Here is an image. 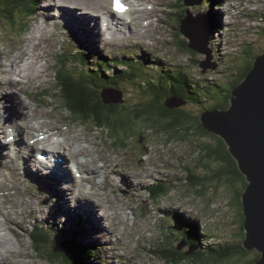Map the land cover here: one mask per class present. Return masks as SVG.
<instances>
[{"label": "rangeland", "instance_id": "obj_1", "mask_svg": "<svg viewBox=\"0 0 264 264\" xmlns=\"http://www.w3.org/2000/svg\"><path fill=\"white\" fill-rule=\"evenodd\" d=\"M44 1H46V0H44ZM198 1H200V0H195L194 3L198 2ZM108 2H110V0ZM203 2H204V0H202V3L199 2L197 5L188 6L185 8V10H184L183 6L181 4H179L181 7L180 10H183L182 11L183 15L186 13L189 15V13H192L191 11H193V14H192L193 19L207 20L205 18V15L211 14V9L209 8V6H207ZM223 2L227 3V4L225 6H222V8L219 10L220 16L222 18L221 25H219L216 29H215V26H213L214 30H213V32H211V36L213 35L212 41H214L213 43H216L215 48H214V46H212V44H210V42H208L211 49H212V50H210V52L213 55L212 64L215 66V69H217L219 66H223L225 61L237 62L238 58L244 59L243 60L244 63H249L253 59L255 54H257V56H258L264 50V33L260 32L261 27L263 26V23H264V0H226V1L223 0ZM175 3H176V0H161L160 2L152 3V7L154 9H152L151 11L148 12L150 17H152L151 18L152 19L151 27L146 28L143 26V29L139 31V32H141L139 36H135V37H128L127 36V37H122V40L120 42L114 41L113 43H115V44L113 47H121L123 44L125 46H129V45H132L136 42L144 41L145 43L151 44L150 47L157 52V54L155 56L159 57L161 61L167 62L168 66H171V67H176L175 65L180 66V67H182L183 71L188 72L190 75H192V77H197L198 79H204L202 76H199V75H202L200 73V69H199L198 64H197V62L199 61V57L192 56V58H191V56H189L183 50H180V52L178 53V51L174 47V46H176V43H179V41L180 42H181V40L186 41V39H184L180 35V33L178 34V32L175 31V29H177V26L173 27L175 22L177 23V21H176L177 16L175 15V11L172 9L173 5ZM50 5H53L55 8L50 10V12H49L47 10V8ZM59 5H62L60 0H58V1L57 0H48L47 2H45L44 5L39 3V5L36 7L33 15L28 17L26 24L24 23V25H26V26H21V23H18L15 25H10V24L5 25L2 22L0 23V51H3L5 53L3 58L0 57V66H1V64L4 65V63H7V60H13V57L15 55H17L16 51H17V47L19 45H21V49L24 50L26 43H33L34 42L33 41V35H34V28L36 25H37L36 33H38L40 35L37 38L38 40H36L34 43H41L40 47L43 49L44 52H46L48 55H50V53H51V42L49 41V39H52V37H54L57 34L59 26L55 25V24L47 25V20H49L48 17L51 16V18L53 20L58 22V15H57L58 12H55V11ZM81 6H83L85 8L84 9L80 8V11H81L80 13H79V10H77V8H76V11L78 14H74V15L68 14L67 15L66 18H67L68 22L72 23L71 19L74 17L77 18L79 21H81V18L79 16H82V15L84 17L88 16L84 12L90 11L88 8H90V9L93 8V7L87 8L86 4L81 5ZM147 8H148V5H138V4L135 5V9L145 10ZM61 9H63V8H61ZM61 9H59V10H61ZM108 9H109V3H108ZM39 10H41V11L38 12ZM94 10L95 9H91V11H94ZM36 12H38V14L40 13L38 18H37ZM223 13H224L225 17H222ZM60 14H65V12L61 11ZM90 17H91L90 19L93 20V23L95 26H94V30H91V28H93V27L90 26L88 28L87 32L91 33L90 34L91 37L92 36L95 37L96 32H97V31H95V27H96V23L94 21L95 18L93 19V16H90ZM221 18H219V19H221ZM38 23H40V24H38ZM189 26L191 29L196 28L198 30H204L201 27H197L193 23L190 24ZM149 28H152L154 30L155 34L153 37L149 31ZM73 30L71 31V29H70V31H68V32H70V34H72V35H75L73 32H77V31L76 30L73 31ZM236 32H237V34L231 35L232 33H236ZM195 37L197 38V35H195ZM71 39H74V38H71ZM60 40L58 41V43L60 42ZM96 40H98V39H96ZM118 40H120V39L118 38ZM207 40L210 41V38L208 37V35H207ZM63 43H69V42L64 41ZM89 43H92V42H89ZM254 43H255V46L252 49V51L250 52L253 54H250V56L244 57V54H243L244 51L251 48ZM98 44L102 45V43H98ZM102 46H104V45H102ZM45 47H47V48H45ZM105 47H112V45L111 46H105ZM12 51H14V52H12ZM143 52L144 51H142V53H140L141 56H142ZM223 55H224V58L221 57L222 63L219 62L217 59H215L217 56L219 57V56H223ZM232 56H235V57L232 58ZM4 58L7 60L3 62ZM49 64L52 65L51 62H49ZM139 65L140 66H138V65H135V66L139 69H142L143 70L142 72L147 71L143 66H141V64H139ZM226 65H228V63H226ZM239 66H240L238 69L239 72L237 70H234L233 72H230L229 74L228 73H224V74L228 78H231L234 75H236V77L239 79V76L243 72L244 65L239 64ZM130 67H133V66H130ZM230 68H231V66H230ZM5 70L7 71V69H5ZM215 71L214 72H208L207 74H204L203 76H205V75L211 76V75H214V73L215 74L218 73ZM34 73H35V71H34ZM141 77L144 80V82L149 79L143 73L141 74ZM0 78L3 80H6L9 77H8V75H5V74L2 75L1 74ZM49 78H50V83H49L50 94L53 95V94L58 93V89L54 85L53 73H52L51 69H50V77ZM216 79H217L216 80L217 82H219L220 80L223 83L227 81V79H225V76H220V75ZM5 88H6V86L0 85V100H2L3 102H7V101L12 102V98H13L12 94L6 92L3 95L1 93V91H3ZM190 92L194 93V94L196 92V94H197L196 98L199 97V93L197 92V89H195V88L193 90L189 89V93ZM31 96L33 98H35V96L33 94ZM6 97H9V98L4 99ZM19 97L22 101H24L25 103H30L31 106L33 108H35V105L29 99L24 97V95L22 93L19 95ZM2 101H0V113L1 114H2L1 108L5 107V104ZM55 101H56L57 105H59V102L57 100H55ZM49 102H50V100H49ZM13 104L16 105V102H13ZM140 106H141V103H140ZM208 107H209V104L205 105L204 109H207ZM43 110L47 111L46 109H43ZM50 111H59L61 113L62 117H65L64 119L67 118L66 119L67 122L65 123V125L64 124H58L56 121V119H63V118L57 116L54 113H50L49 111H47V113L44 112L41 116L42 117L48 116V120L46 118H44V119L36 118L35 122H37L38 125H36L33 122V124L35 125L36 128L40 127V128H43L44 131H47V128H53V127L61 126L60 131L63 133H66V135H68L69 137H70L71 133L64 130L62 128V126H67V127L70 126V129H71L70 131H75V132H77V134H80L83 131H84V133L89 134L91 130H94V131L98 130V133H100L101 136L98 137V140H95L96 147H97V149L100 147L99 148L100 150L99 149L98 150L102 154L105 153L106 156H109V155L111 156L110 161H109L110 167H108V170H102V169L97 170L99 172L98 177H100V178L94 179L93 183L96 186H95V188L92 189V191H90V192H95L96 197L91 196L90 197L91 199L89 201L92 203H95V202L97 203V201H99L98 205L96 206V213H98V215L100 217L106 218L104 221H107L108 223H110V220L113 221L115 224L120 223L116 219V216L114 214H112L113 208H120V209L125 208L126 209V210L124 209L125 213L127 215L126 227L124 229L122 227L121 230H118L116 232L117 233L116 235H117V237L122 238L124 242H127V243L129 242L130 245L124 244L123 248H121V245H120V250H113L112 248L109 249L110 246H109V244H107L101 250L104 253L110 252L109 255H107L108 260H109V258H112L113 260L117 261V259H116V257L118 256L117 253L127 254L128 253L127 249L129 248L130 253H133V251L135 249L138 252L139 256L141 257V261L136 260L130 254L128 256V258H125V260L126 259L131 260L130 261L131 264H141V263L142 264H166V263L162 262L161 259H157L154 256V252H157L159 250L158 245L163 241V239L157 245L153 242H148V240H147V239H151V238L153 240L154 237L156 235H158V230H157V234L155 233L156 232V230H155L156 216H157V213L159 211H162L165 209H166V214H167V210H169V209L172 211H178L179 212L184 207L187 210L194 212L195 216H198V218H199L198 224L200 225L199 226L200 229H201V226H203V230H205L206 233H208L207 231L209 229H211V231L209 233H210V236H212L214 239H216L219 236V239L215 240V241L220 242V243H228V244H236V245H238V243H241V241L244 238L242 235V232H241V226H240L241 221L239 219V215H240L241 210H240V207L237 204L236 200L234 199L232 203H230V204L226 203L224 205V209L226 210L227 214L222 215V213L220 211L221 210L220 207H219V210H216V211L213 209V208H215V206L218 205L216 202H215V204L211 205L212 201H214V199H212V198L216 196V192H204L203 194L199 193V191L202 190L201 188L198 187L197 189H194L191 187V185H188L185 181V174L186 173L184 172V170L185 169L190 170V168L192 167L191 164L193 163L192 162L193 160L195 161V164H196L198 162L199 158H204V156L202 155L204 150L200 149V145L197 146L196 144H194L195 138L193 137V135H194V131H192L193 128L188 129V127L195 125L194 122L187 124L184 129H178L177 134H169L167 137H170V139L167 138L166 134L164 132H161L157 127H154L155 129H151V127L148 124H145V127L148 131L145 134L141 135L143 137L142 143L139 142L141 136H137V135L134 136L133 140L130 142V145L132 146V148L129 150H133L132 151L133 152L132 157L134 156V158H135L134 163L126 166V165H124L127 163V160H126L119 165L121 167L120 168L116 164L121 159V155H125V154L123 152H121L120 155L116 154V150L114 149L115 145H113V141L111 140V137L109 136L108 130L94 129L93 126L92 127L87 126V125H91V124L85 125L86 127L81 126L80 123L74 122L73 119L71 118L70 114L66 110H64L63 108H55L54 109V107H52L50 109ZM194 113H197V112H194ZM15 122L18 123L17 120ZM139 123H142V121L139 120ZM0 126H2L1 123H0ZM19 126H20V124H19ZM72 128H73V130H72ZM135 130L141 131L142 130L141 126L139 128H137V126H136ZM181 132H183V133H181ZM32 133H33V131H32ZM94 133H95V135H98L96 132H94ZM107 133H108V136H107ZM110 135H113V134H110ZM181 135H189L190 137L183 138ZM92 138H94V137H92ZM108 139H109V141H108ZM120 139H122V140H120ZM131 139H132L131 134H129V133L126 134L124 132H121L120 136L115 138V140H117V142H118L117 144L118 145L120 144L121 146H125L126 143L128 144V142ZM69 140H70V142H66V144H70L72 146L74 144H79L76 142L75 143L71 142L72 141L71 138ZM206 140H204L203 142L210 143V141L208 139H206ZM5 141H7V140H5ZM107 141H108V143H107ZM26 142H27V140H26ZM203 142H201V144H203ZM103 144L105 145V147ZM98 145H99V147H98ZM82 146L85 147V149H84L85 151H88L87 155L93 156L94 147L92 144H86L85 142H82ZM136 146L141 147L142 150H143V147L144 148L149 147L150 149L147 150L146 151L147 154H145L142 150H140L139 148H136ZM222 146H223V144L221 143L220 147H222ZM104 148L106 149V151ZM189 149H192V151H194V152L189 153V151H190ZM6 150H7L6 151V156H7L9 154V151L7 148H6ZM196 151H200L201 153L196 154ZM148 153H150V154L148 155ZM160 153L162 154V156L160 155ZM194 153H195V155H194ZM0 154H2L1 149H0ZM87 155H83V157H86ZM197 155H199L200 157L199 156L197 157ZM65 158H66L65 154H63V153L60 154V161L66 162V164L70 165L71 161L70 160L67 161V159L65 160ZM115 158H117V159H115ZM161 158H164L165 160L170 161V164L165 163V165H166L165 166L163 162L159 161ZM7 159H8V161H10L9 157ZM137 160H140L142 163H144V166L142 167V169L138 170V171H136L138 169V165H134V164H136ZM3 162L6 163L5 161H3ZM11 162L14 165H17L13 161H11ZM175 165L177 167L173 168L172 166H175ZM72 166L73 165L71 164V167ZM134 166H135V168H134ZM116 167L119 169V171H122V172H125L128 174L127 176H125L127 178L129 177L127 182L125 181V179L117 180L115 173L117 175H120L121 173L119 171H116L117 170ZM219 167H220V164H219V166H217V168H219ZM163 168H165V172H163V174H170V172H172L170 175H173L177 180L172 181L168 184V185H170V190H169L167 196L163 197L157 203H154L150 200L149 194H148V192L146 193V190L137 189L136 191L131 192L127 189V187H125L123 184H121V182L124 181L130 187H135V185H134L135 181L138 180L137 183H140V182H143L145 180L152 179V178H154V174L157 173V172H155V170L158 169V170H160L159 172H161V171H163ZM180 168H181V173H180ZM148 169H149V171H148ZM132 171H133V173H136V174L139 173L138 177L135 178L134 176L130 175V173H132ZM78 174H80V173H78ZM71 175H72V172H71ZM81 176H82V178H84L83 175H81ZM26 177H27L26 175L21 174L20 177L15 178L14 180L13 179L11 180V183L9 184L8 192H7V194L10 196V199H5L6 203H7V207H9V205H12V206L14 205V208H15L16 204L19 203L16 206V209L18 208L17 210L22 216H19L17 218L18 223H16V225H13V223L16 222V219H14V217H13L14 214L10 215V219H9V221L12 224L7 223L4 220H2V221L0 220V223H1L0 225H2L4 229L10 228L13 231L14 237L17 236V239L18 238L21 239V238L25 237V241H24L25 245L29 246L28 237L30 238L29 232L31 230V226L28 223H26V217H25L24 211H23V205L25 203V201L23 199H26V194L24 192V189L27 190L28 194H32L33 191L34 192L36 191L35 188H37V185L38 186L40 185L41 179L38 178L39 179V180L37 179L38 181H35L32 179L27 180ZM122 178H123V176H122ZM76 182H79V180H76ZM105 182H107V183H105ZM167 182H169V179L167 180ZM178 182H179V184L176 185V183H178ZM41 184L44 185L43 183H41ZM81 185H83L84 188L86 187V183L85 182L81 183V180H80L79 186H81ZM115 188H117V189L120 188L119 190L121 191L122 194L126 193L125 197L124 198L119 197V196L117 197L116 195H114L113 193H114ZM206 189H208V190H219L220 188L216 187L215 185H212V186L207 185ZM224 192L225 191H221L219 194L220 202H221V200H223L222 196L224 195L223 194ZM36 195L39 197V199H36V201H37L36 205L37 206H40L41 204H43L47 201V199H45L42 196L43 194L39 195L36 193ZM65 197H67L68 201L70 202V197L69 196H65ZM226 198H231V194L229 193ZM168 199H172V201L175 203V205L174 206L169 205L167 202ZM103 200H105V203H101V202H103ZM230 200L231 199H228L227 201L229 202ZM0 203H1V200H0ZM75 203H77V202H75ZM208 204H210L209 205L210 209H209ZM81 205H82V208L85 209L84 211H88V212L83 213V214H86L87 220H89L90 223L95 222V224L97 226H99L98 228H100L101 223L99 222L98 218L95 217L94 212L90 209V207L87 204H81ZM162 205H163V207H162ZM105 206H107V207L105 208ZM141 207L143 208V211H145V212L139 211V209ZM103 208L107 209L105 211L109 212L110 217H107L109 214L104 213ZM0 209H1V205H0ZM8 209L11 210L12 208L9 207ZM75 209H79L78 205H77V208H75ZM1 211L5 212L2 209H1ZM2 212H1V214L3 215ZM16 214H18V213H16ZM103 214H105L106 216ZM214 215L216 217H213ZM104 221H102V223ZM102 228L105 229L106 231L108 230L107 228H104L103 226H102ZM99 230H101V229H99ZM139 230H140V232H139ZM189 230H190L189 232L191 234H193L191 226H189ZM23 232H24V234H26V236H24L22 234ZM19 233H21L23 235V237L19 236L18 235ZM85 236L93 238V232H90V230H87L85 233ZM169 236H171V233L169 231L164 230V237H169ZM181 238L183 240V236H181ZM105 239H107V238H105ZM141 239H143L142 240L143 247H141V244H139L141 242ZM2 240H3V235L0 236V243H2ZM157 241L159 242V240H157ZM13 242L16 243V241H14V240H13ZM102 243H104V241H102ZM115 244L116 243H114V245ZM9 255L10 256L14 255V257H16L18 259V262H17L16 258L13 259V257H9L8 260L6 261L8 264H17L19 262H22L26 257L23 254V252H21V250H16L13 253L10 252ZM33 255H35V254H33ZM39 256L41 257L40 254H39ZM238 256H236V257H238ZM0 257H1V254H0ZM253 257H254V254H245L244 256L236 258V262H234L233 260H230V262H227L225 264H231V263H233V264H249L250 261L254 260ZM122 258L118 257V260L120 261V259H122ZM174 258H176V257H174ZM39 260H40V258L37 259L38 264H45L42 262V260H41V262ZM194 260H195V262L184 261V262H180V264L181 263L182 264L183 263H186V264H189V263L203 264V263H197V260H198L197 258H195ZM20 264H25V263H20ZM217 264H220V263H217Z\"/></svg>", "mask_w": 264, "mask_h": 264}, {"label": "clouds", "instance_id": "obj_2", "mask_svg": "<svg viewBox=\"0 0 264 264\" xmlns=\"http://www.w3.org/2000/svg\"><path fill=\"white\" fill-rule=\"evenodd\" d=\"M73 33L77 37V34L75 32ZM210 44H212V46H214L215 48L216 43H210ZM65 45L67 47L62 46V43H54V44L51 43V47L53 49V55L55 57H61L63 61H61L59 65L52 64V67L48 68L47 74L50 77V69H51L53 73L54 85L58 89V93L53 94V95L50 94V91H49L50 90V85H49L50 78H49L48 89H47L48 93L41 94L38 97V100L44 104L42 106V109H46L50 113H54L61 118H65V117H62L59 111H50L52 107H54V109L63 108L70 114L73 121L80 123L81 126L86 127L85 125L91 124L87 126H91V127L93 126L94 129L108 130L109 136L111 137V140L113 141V145H115L114 149L116 150V154L120 155L121 152L125 154V155H121V159L116 164L118 166L126 160H127V163L124 164L126 166L134 163L135 158L134 156L132 157L133 150H129L132 148V146L130 145V142L133 140L134 136L136 135L141 136L142 134H145L148 131L145 127V124H148L151 127V129H155L154 127H157L161 132H164L168 136L169 134H177L178 129H184L187 124L194 122L195 123L194 126L188 127L189 126L188 125L187 127L188 129L193 128L192 130L194 131L193 137L195 138L194 144H196L197 146L200 145V149L204 150V152L202 153L204 158H199L196 164H195V161L193 160L192 161L193 163L191 164L192 167L190 168V170H186V169L184 170V172L186 173L185 174L186 183L188 185H191V187L194 189H197L198 187L201 188L202 190L199 191V193H202V194L204 192H216V196L212 198L214 199V201H212L211 205L215 204L216 202L218 205L215 206V208L213 209L216 211V210H219V207H220L221 208L220 211L222 215L227 214L226 210L224 209V205L226 203L227 204L232 203L233 200L235 199L241 210L239 219L241 223L242 221H244L245 223L242 196L247 186L249 185V181H247L246 175H244L240 170H239V173L244 177L243 179L239 175H238V178H236V177H233L232 175L226 174V171H227L226 169L229 166V164L221 156V152H223L222 150H224V146L220 147V144L222 142H225L226 144V141L219 135L208 132L203 127L202 121L200 120L201 115L203 113L211 112L213 109L202 110L198 108L197 110L194 106H189V107H193L197 113H193L194 119L189 120V122L185 124H184V121L182 123L177 122L174 118H172L171 113H168L167 111H164V110L161 111L159 109L158 110L154 109L156 111V115L153 118H151L148 115L147 111L150 108H152V106H145L141 104L142 106L141 107L140 106L141 99L139 97L144 96V95H136L135 91L143 89L147 85H151L150 82H153V81L150 79V74L148 71L147 72L139 71V68L135 66V65L140 66L139 62H135L133 67H130V65H128L130 64V62H132L130 59V55H129V49L133 47V44L129 46H125L126 51H124L122 48L121 49L113 48V49L107 50L104 47L101 48L98 45L100 49L93 47L89 53L91 55V58L88 61H86V59L82 60L79 57L80 52H78V50L74 47V45L69 44V43H65ZM186 45H187L186 43H176V46L174 47L176 48L178 53L180 52V50H183L189 56H191V58L192 56L199 57V61L197 62V64H198L200 73L202 74L203 78L205 76H208V75L203 76L204 74H207L208 72H214L215 70H216L215 72H218V71H223L226 69L224 66H219L217 69L208 70L206 73H202V68H200L199 62L202 61L204 57L197 53L190 51ZM208 49L212 50L209 43H208ZM96 53H99V54H96ZM69 54H72L75 59V64L73 65H69V59L67 56ZM263 54H264V50L258 56L257 54H255L253 59L250 61L249 65L252 64V67H253V63L255 59ZM211 56L213 59L212 54ZM221 57L224 58V55L219 56V57L217 56L215 59H217L219 62L222 63ZM240 59L242 61L238 64L244 65V62H243L244 59L242 58ZM5 60L7 59L4 58L3 62ZM108 60H111L113 62V64L117 67V71H111L108 69L107 67ZM149 62H150L149 67L153 69L154 65L156 68H158V65L161 64L160 62L162 61L160 60V62L158 63L155 60H149ZM211 64H212V60H211ZM212 66L214 65L212 64ZM131 71H133V73H130ZM122 73H125V74L119 78L118 75ZM142 73L145 74L149 78L145 82L141 77ZM212 76L213 75H211L210 77L208 76V77L212 79ZM198 80L201 81L203 79H198ZM74 86H77L80 88H86V89H75L73 88ZM74 90L85 91L91 95V97L93 98V101L98 102L95 106H92L90 108L98 107L100 109L101 115L96 116V117L99 122H102L103 126L99 127L97 123L94 121V119L89 114L86 113V110L88 111L89 107H84V105L77 102V99H73V98H76L75 94H73L72 92ZM70 95H72L73 98H71ZM133 96H136V97L134 98ZM168 98L169 99L165 100L164 103L158 102V101H153V102L157 106H162V104H164V107L162 108H166V109H169V111H172L173 116L179 115L176 110L179 111L181 109L188 108L186 106V103L183 100H180L177 98L170 99V97ZM104 99L112 100L114 103L105 104ZM55 100L59 102V105H57ZM3 103H6V102H3ZM10 103H13V101ZM231 105L232 103L230 101L229 106ZM229 109H227V111H229ZM114 110L119 111L121 114L125 116V123L123 125L117 124L114 120L106 119L103 117V114L114 111ZM227 111H218V112H227ZM160 114H162V116ZM178 117H180V115ZM16 120L17 119H15L13 122H15ZM139 120H141L142 123H139ZM0 123H3L1 117H0ZM15 124H17V126L21 128V126H19V122L18 123L15 122ZM136 126L137 128L141 126L142 130L141 131L135 130ZM12 130L13 129L11 128L6 133L1 134L0 137L4 136L5 140H7V141L5 140L4 141L7 142V144L3 143L1 145L2 148L0 147V149L1 150L3 149L1 155L6 153L7 151L6 148L8 149L9 154L7 156L6 154H4V156H6V158L8 157L10 158V162H7L9 166H11L10 168L18 170V176H14L15 178H18L20 177L21 174L26 175L25 174V164L22 162L20 158H14L12 154L13 152L10 153V149L13 150V147L16 141L15 133ZM94 132H96L99 136H101V134L98 133V130ZM121 132H124L126 134L129 133L132 136V139L125 146H121L120 144L118 145L117 140H115L116 137L120 136ZM110 134H113V135H110ZM181 136L183 138L190 137L189 135H181ZM206 139H208L210 143L203 142ZM142 141H143V137L141 136L139 142L142 143ZM201 142H203V144H201ZM24 144L28 145L26 141H24ZM136 148H139L140 150H142L141 147L139 146H136ZM149 149H150L149 147L147 148L143 147L142 151L145 154H147L146 151ZM228 149H229V146H227V151L231 155L230 160H232L233 161L232 163L236 164L237 168L239 169L237 160L233 157V155L229 152ZM190 152L193 153L194 151L190 149L189 153ZM200 153H201L200 151H196V154H200ZM149 154L150 153H148V155ZM31 155L34 158H38L39 162L38 163L30 162V169L34 171V175L38 176L39 179H41L40 182L43 183L45 186L40 183V185L39 186L37 185V188H35L36 191L35 192L33 191L32 194H28L27 190L24 189V192L26 194V199H23L25 201L23 205V211H24V215L27 221L29 222L28 224L31 226V230L29 232L31 238L28 237L29 246H26L25 242H23L25 240V237H23V241L19 243L21 246V249H20L21 252H25V251L28 253L35 252L36 254H38L34 248V247H38L39 251L42 252L47 257L49 255L57 256L55 253H58L59 256H63L64 258L65 254L70 256L69 254L70 251L81 252L83 255L85 254L86 256L87 251H82L81 249L85 245H89L93 249H95L96 254L94 255V259H93L94 264H131L129 262L131 260H128V259L127 261L124 260V262L123 261L120 262L118 260V257H120V255L126 256V254L117 253L118 254V256L116 257L117 261L113 260L112 258H109L108 260L107 255H109L110 252L104 253L101 250L107 244H109L110 246L109 249L112 248L113 250H120L119 249L120 244L116 242L118 241L117 238L116 237L114 238V236H117L116 235L117 233H115V235L112 236L113 231H115L116 229L107 228L108 230L106 231L105 229L101 228L102 222L100 224V228H98L99 226H97L95 222L90 223L89 220H87L86 214H83L84 212H88V211L78 212L75 208L67 209L64 206V204L63 206H60V204L62 203L61 196L53 194L50 190V187L47 186L48 182H45V180L47 179V177L51 175V173H49L48 171H51L52 167H54L57 171L53 176L55 175L61 176V172L59 170L62 169L63 165L66 166V168H68L67 169L68 174H70V177H72V179L74 178L75 181L76 180L80 181V178L77 177L74 173L76 171L75 163H71L73 165L71 167V164L68 165L66 164V162L60 161V156L58 158H53V159L46 158L45 156L41 155L39 152L35 151V149L32 150ZM160 155L162 156L161 153ZM198 156L199 155H197V157ZM42 160L43 162H40ZM11 161H13L17 165H14ZM80 161H83V155L80 156L79 162ZM159 161L163 162L164 165L165 163L170 164V161L165 160L164 158H161ZM140 162H141L140 160L136 161L135 165H138V169L136 171L141 170L142 167L144 166V163L142 162L140 163ZM45 163L47 164V170L43 169ZM218 163L220 164L219 168H217V166H219ZM18 166H20L21 169H19ZM172 167L176 168L177 166L175 165ZM70 170L72 171V175H71ZM116 171H119V169L117 168ZM159 171L160 170L156 169L155 172L157 173L154 174V178L140 182L138 186L130 187L124 181L121 182V184L127 187V189L131 192H134L137 189L146 190V193L148 192L149 194L150 200L154 203H157L163 197L167 196L170 190V185L168 184L172 181L177 180L173 175L163 174V172H165V168H163V171L161 172ZM119 172L121 173L120 175L124 177L123 179H125V176L128 175L125 172H122V171H119ZM8 173H9V170H6L5 174H8ZM81 173L84 174L83 172ZM180 173H181V168H180ZM130 174H134L135 178L138 176V174L133 173V171ZM120 175H117L115 173L117 180H119ZM15 178H8V183H7L8 187H9V184L11 183V180L12 179L14 180ZM27 178L29 179L28 176ZM167 179H169V182H167ZM38 180H35V181H38ZM137 181H135V183H137ZM178 184L179 182L176 183V185ZM207 185H210V186L215 185L216 187L220 189L219 190H208L206 189ZM161 190H164V193L158 194V192H160ZM221 191H225V192L223 193L224 195L222 196L223 200H221L220 202L219 194ZM36 193L40 195L43 194L42 196L45 199H47L46 204H48V206L45 203L41 204L40 206L36 205L37 204L36 199H39ZM229 193L231 194V198H226ZM2 194L3 193H0V195ZM113 194L119 197H125L126 193H123L124 194L123 195L119 189L115 188ZM90 199H88V201ZM228 199H231V200L228 202L227 201ZM70 201H71L70 206L72 207L75 204V197L71 196ZM167 202L169 205H173V206L175 205L172 199H168ZM18 204L19 203H17L16 206ZM209 205L210 204H208V206ZM17 209L15 210L18 212ZM36 209L40 211L39 215H35ZM209 209H210V206H209ZM104 210H107V209H104ZM74 211L76 212L74 213ZM139 211L145 212L143 211L142 207L139 209ZM162 211H159L157 213L156 222H157V217L159 213ZM104 213H107V212H104ZM19 216H22V215L19 213L18 217ZM107 217H110V215H108ZM213 217H216V216L214 215ZM56 218L58 219L57 225H55L53 221ZM100 218L102 219V221L106 219L104 217H100ZM198 221H199L198 216H195L194 212H191L184 207L182 208V210H180V213L170 211L164 217V224H165V230L168 229V231L171 233V236L159 237V235H156L154 238L159 237L158 239L160 241L163 239V241L161 242L163 246L162 250L164 252H168L171 254V259H170L171 261L172 259H174V257L178 256V259L175 258L177 261L179 260L178 264L184 261L195 262L194 260L195 258L198 259L197 263H203V264H217V263L225 264L227 262H230L229 260L230 258H228V260H224V258L219 260L220 258L217 255V252H216L217 250H214V249H212L211 251L213 255L216 254L217 256H213L211 258L208 257L206 259H199V257H196V256H202V254L204 253V250L208 249L211 245L212 246L217 245L222 248L228 247L230 245L234 247V245H236V244L220 243V242L215 241L219 239V236L216 239H214L212 236H210V233H209L211 229H209L207 231L208 233H206L205 230H203V226H201V229L199 228L200 225L198 224ZM110 223L113 224V227H114L115 223H113L112 221H110ZM242 225L240 224V226L243 227L241 228V232H242V229H244L243 231L245 232V238H246L247 233H246L244 226ZM189 226H191L193 234L189 232L190 231ZM76 229L78 230L79 234L74 236L73 234H75ZM87 230H90V232H93V238L85 236V233ZM197 230L199 232H197ZM51 236H54L57 239L56 243H53L50 240ZM180 236H183V240L180 239ZM147 240L148 242L150 241V239H147ZM102 241H104V243H102ZM245 241L246 239L244 240V242ZM114 243L116 244L114 245ZM68 245L72 246L73 248H70ZM160 250L161 249H159L158 251ZM254 250H256V248H254ZM259 253L262 256V252H259ZM249 254H254L253 264H255V262L256 263L259 262L260 259L257 260V257H256L257 254L255 251L250 252ZM154 256L157 259H161L162 262L166 264L170 263L164 260L162 256L160 255L156 256L154 254ZM238 257H241V256H238ZM234 258L231 260L234 261L235 260ZM41 260L44 263L42 258H40L39 261L41 262ZM35 264H38V261L35 260ZM50 264H61V262H60V259H55V260H50ZM183 264H186V263H183ZM189 264H192V263H189Z\"/></svg>", "mask_w": 264, "mask_h": 264}, {"label": "bare ground", "instance_id": "obj_3", "mask_svg": "<svg viewBox=\"0 0 264 264\" xmlns=\"http://www.w3.org/2000/svg\"><path fill=\"white\" fill-rule=\"evenodd\" d=\"M47 1L48 0H46V1L40 0V2H42V3H45ZM60 1H61L63 6H71L72 10L71 11L61 10L62 12H65V14H60L61 11H59V9L62 8V5H59L55 11V12H58L57 13L58 22L53 20L51 18V16H49V17L47 16L49 18V20H47V25H50V24L58 25L62 29L64 34H66V32H65L63 26H61V25H69L71 30H73V29H74L73 31L76 30L77 32H75V33L77 34V37L75 39L70 38V36H72V35L68 36L66 34V37L71 42L69 44L74 45V47L78 50V52H80L79 57L82 60L86 59V61H88L91 58V55L89 53L93 47L100 49L99 48V46H100L101 48L104 47L107 50H110L113 48H117V49L123 48V50L126 51V49H125L126 47L124 44L121 47H113L115 43H102V45H104V46L99 45L98 43H100V41L98 42V40H96V39H98L97 32H96L95 37H93V36L91 37V35H90L91 33L87 32V30L90 26L93 27V28H91V30H94V26H95L93 23V20L90 19L91 18L90 16H85V17H83V15L79 16L81 18V21H79L77 18L74 17L71 19L72 23L67 21L66 17L68 14H73V15L78 14L76 11V8L79 7V9L80 8L84 9L85 7H83L81 5H85L87 3L90 5H93V6L101 7L102 12L107 11L106 10L107 0H60ZM156 1H160V0H156ZM146 2L149 3L150 0H133V3L141 4V5H144ZM226 4L227 3H225V5ZM54 8L55 7L53 5H50V6H48L47 10L50 12V10H52ZM219 10L220 9H218L217 11L220 13ZM79 12H81V11L79 10ZM191 12L192 13H189V15H188L191 23H193L197 27H201L203 29L206 26V28L209 31V38L211 39L213 36V35L211 36L212 23L209 20H201V22L199 24V22L197 20L192 18L193 11H191ZM97 15H98V13H96V16ZM146 15H147V12L144 10L140 11V10H136V9L134 10L133 8H130V10L126 16L128 17V19L131 20L132 24L136 27L135 28L136 32L132 33L127 22L120 20L121 22L118 24L117 29L114 30V35H113V37H111V40L119 42L120 40H118V38L120 37V35L123 37L125 34H128V36L131 37V34L138 33V36H139L141 33L139 31L143 29V26L146 28L151 27L149 21H143L142 22V20H141V18L146 16ZM100 18L101 17L98 16V19H100ZM109 19H112V17L109 16ZM116 20L117 19L113 20V24H114V21H116ZM103 21H104V19H103ZM60 23H62V24H60ZM64 23H66V24H64ZM38 24H40V23H38ZM104 25H106V24H104ZM98 30L100 32V27L98 28ZM36 31H37V25L34 28V35H33V41L34 42L36 40H38L37 38L40 35V34L36 33ZM68 31H70V30H68ZM95 31H97L96 27H95ZM149 31L153 37L155 34L154 30L152 28H149ZM86 38L91 40L93 43H87ZM34 42L33 43H26L24 50L21 49V45H19L17 47V51H16L17 55H15L13 57V60H7V63H4V65L0 66V69H1L0 73L2 75H4V74L8 75V77H9L6 80H3L0 78V85L6 86V88L3 91H1V93L3 95L6 92L12 94V97H13L12 101L16 102V105H14L13 103H10V101H7L6 103H4L5 107L1 108L2 114L0 113V117L3 121V123H1L2 126H0V132H1V134H4L9 129H11V128L13 129L12 131L15 133L16 141H15L13 150L10 149V153L13 152L12 153L13 157L14 158H20L22 160V162L25 164V174L29 177V179L37 180L39 178L38 176H35L34 171L32 169H30V162L31 163H35V162L38 163L39 162L38 158H34L31 155V152L34 149H35V151L39 152L41 155L45 156L46 158H51V159L58 158L60 156V154L63 153V154H65L67 161L70 160L71 163H75V166H76L75 175L80 178L81 183H84V182L86 183L85 188L83 187V185L79 186L80 181L76 182L74 180V178L72 179L70 177V174H68V171H67L68 168H66V166H64V165L62 166V169L59 170L61 172V176H58V175L53 176L57 170L54 167H52V170L48 171L49 173H51V175L49 177H47L48 181L46 179L45 182H48L47 186L50 187L51 192L53 194L61 196L62 203L60 204V206H63V204H64V206H66L67 209H72V208H77V205H78L79 209H76V210L78 212H82L85 209L82 208L81 204H87L90 207V209L94 212L95 217L98 218L99 222L101 223L102 219L100 218L98 213H96V206L98 205L99 201H97V203L96 202L92 203V202L88 201V199H90V196L96 197L95 192H90L96 186L93 183V181L95 178H100V177H98V173H99L97 171L98 169L108 170V167H110L109 166L110 165L109 164L110 156H106L105 153L102 154L99 151L100 150L99 145H98L99 150L97 149L95 140H98L99 135H95L93 130H91L89 134L84 133V131L81 132L80 134H77V132H75V131H70L71 130L70 126L69 127L62 126V128L64 130L71 133L70 137H69L68 135H66V133H63L60 131L61 126L53 127V128H47V131H44L43 128H40V127L36 128L35 125L33 124V122H34L36 125H38V123L35 122L36 118H39V119L46 118L48 120V116H44V117L41 116L44 112L47 113V111L42 109V106L44 104L38 100V97L41 94H47L48 93L47 89H48V83H49V76H48L47 72H48V68L52 67V65L49 64V62H51L52 64H55V65H59L60 62L63 61V59H61V57H55L53 55L52 47H51V53H50V55H48L40 47V43H34ZM111 45H112V47H105V46H111ZM62 46L67 47L65 45V43H62ZM150 46H151V44H149V43H134L133 47L129 49V55H130V59L132 62H130V64H128V65L133 66L135 62H139V61H140L139 64H142L147 60H155L156 62H160V58L155 56L157 54V52L155 50H153ZM45 48H47V47H45ZM142 51H144V52L141 56L140 53H142ZM57 53H58V51H57ZM4 54L5 53L3 51H0V57L3 58ZM96 54H99V53H96ZM67 56L69 59V65L75 64V59H74L73 55L69 54ZM162 62H164V61H162ZM164 63L167 64V62H164ZM88 66H89V64H88ZM107 67L111 71H117V67L110 60L107 61ZM5 69H7L8 72ZM174 69H177V68H174ZM34 71H35V73H34ZM178 73H180V71ZM178 73H177V75H178ZM1 74H0V77H1ZM168 78L169 77H166L165 81H162V77H161L162 83L165 84V82H168L166 84H169V81H167ZM191 86H192V84H191ZM190 89L192 90L194 88H190ZM21 93L24 96H26L27 99H29L31 102H33L35 104V108H33L30 103H25L24 101H22L20 99L19 95ZM32 94L35 96V98H33L31 96ZM7 98H9V97H6L4 99H7ZM15 119H17L21 128H19L17 126V124H15V122H13ZM56 121L58 124H64V125L67 122V120L64 118L63 119H56ZM72 130H73V128H72ZM32 131H33V133H32ZM107 136H108V133H107ZM92 137H94V138H92ZM166 137H167V135H166ZM70 138L72 139L71 142H74V143L76 142L79 144H74L73 146L70 144H66V142H70V140H69ZM167 138L170 139V137H167ZM23 140L24 141L27 140L26 143L28 145H25ZM120 140H122V139H120ZM108 141H109V139H108ZM108 141H107V143H108ZM82 142H85L86 144H92L93 145V147H94L93 156L87 155L88 151L84 150L85 147L82 146ZM104 147H105V145H104ZM4 154H6V153H4ZM4 154L3 155L0 154V193H3L2 195H0V200H1L0 205H1V209L5 212H2L0 209V220L1 221L4 220L7 223H11L9 221L10 215L14 214L13 217H14V219H16V222L13 223V225H16V223H18L17 218H18L19 213L15 210L16 208L14 209V205L13 206L9 205V207L12 208L11 210H9L8 209L9 207H7V203H6L5 199H10V196L7 194V192H8V184H7L8 178H15L14 176H18V170L10 168L11 166H9V164L7 163L10 161H8V159L6 158V156H4ZM82 155H87V156L83 157V161L79 162V158ZM3 161H5L6 163H4ZM40 162H43V160ZM18 168L21 169L20 166H18ZM43 169L47 170V164L46 163L44 164ZM6 170H9L8 174H5ZM148 171H149V169H148ZM70 172H72V171L70 170ZM81 172H83L84 174H82ZM78 173L83 175L84 178H82V176ZM171 173L172 172H170V174ZM88 175H89V177H88ZM130 175L135 177L134 174H130ZM123 178H122V175L119 176V180H122ZM128 178L125 177L126 182H127ZM27 180H28V178H27ZM105 183H107V182H105ZM137 184L139 185V183H137ZM137 184L134 183L135 186H138ZM73 192H74V194H73ZM65 196H69V197L74 196L75 202H77V203H75L71 207L70 206L71 201L69 202L68 198ZM101 203H105V200H103V202H101ZM45 204H46V202H45ZM46 205L48 206V204H46ZM106 207L107 206H105V208ZM162 207H163V205H162ZM124 209L125 208H123V209L113 208L112 209L113 210L112 214H114L116 216V219L120 222L119 224H115L113 227V224L108 223L107 221H104L101 225V228L103 226L104 228H108V229H111V228L116 229L115 231H113L112 236H114L118 230H121L122 227L124 229L126 227V223H127V221H126L127 215L125 213L126 209L125 210ZM170 211H172V210H170V209L167 210V213ZM1 212L3 213V215L1 214ZM39 212L40 211H38L36 209L35 215H39ZM75 212L76 211H74V213ZM104 212H106V211L104 210ZM174 212H178V211H174ZM16 213H18V214H16ZM107 213L109 214V212H107ZM179 213H180V211H179ZM40 215H41V213H40ZM165 215H166V209L163 210L161 213H159V215L157 217L156 228H155L156 232L155 233L157 234V230H158L159 237L164 236V230H165L164 217H165ZM57 220H58L57 218L53 220L55 225H57ZM195 229H196V227H195ZM8 232L13 233V231L10 228L4 229L3 226L0 225V236L3 235L2 243H0V254H1V257H0L1 263L0 264H4V261H7L9 257H13V259L16 258V257H14V255L10 256L9 253L10 252L13 253L16 250L21 249V246L19 243H21L23 241V238H21V239L18 238L19 243L18 242L14 243L10 239V237L8 236ZM139 232H140V230H139ZM197 232H199V231L197 230ZM22 234L24 236H26V234H24V232ZM22 234L19 233L18 235L23 237ZM115 237L118 240L116 242L121 245V248H123L124 244L130 245L129 242L128 243L124 242L122 238L114 236V238ZM180 239L182 240L181 236H180ZM50 240L53 243L57 242V239L54 236H51ZM142 240H141V243H142ZM68 246L70 248H72L70 245H68ZM119 249H120V246H119ZM127 252L128 253L126 254V256H124V258H128V256L131 254L136 260L141 261V257L139 256V254L137 253V251L135 249H134L133 253H130L129 248H128ZM23 254L26 256L25 259L22 262H19L17 264H20V263L35 264V260L37 261L38 258H41L39 256V254H36L35 252L28 253L25 251V252H23ZM33 254H35V255H33ZM17 262H18V259H17Z\"/></svg>", "mask_w": 264, "mask_h": 264}, {"label": "trees", "instance_id": "obj_4", "mask_svg": "<svg viewBox=\"0 0 264 264\" xmlns=\"http://www.w3.org/2000/svg\"><path fill=\"white\" fill-rule=\"evenodd\" d=\"M207 2H209V4H212L211 0H207ZM37 6H38V0H0V23L2 22L5 25L6 24L7 25H9V24L15 25V24L21 23V26H26V25H24V23L26 24L28 17L32 16V14L34 13ZM180 8L181 7L178 4V2H177V4H175L173 6V9L175 11V15L177 16L176 21L178 22V25L175 22L173 27H176V26L179 27V25H180L179 21L181 18L184 17V15L182 14L183 10H180ZM263 33H264V31H263ZM180 43H186V42L184 40H181ZM254 46H255V43L252 45L251 48L244 51V53H243L244 57L250 56V54H253L250 52L252 51ZM234 57L235 56H232V58H234ZM238 60L239 61H237V62L225 61L224 65H223L226 68L225 70L218 71V73H216V74L214 73V75L212 76V79L209 78L210 75H208L209 77L205 76L204 79L201 81H199L196 77H192V75H190L186 71H183L182 67L177 66V65H175L176 67H171L165 63L160 62L161 64L158 65V68H156L154 65L153 69H151L149 67L150 62H149V60H147L144 63H142L141 66H143L149 72L150 79L153 82H150L151 85H147L143 89L136 90L135 94L136 95H144V96L139 97L141 99V104H143L145 106H152V108H150L147 111L148 115L151 118H153L156 115V111L154 109H156V110L159 109L161 111L164 110V111H167L168 113H171L172 118H174L177 122L182 123L184 121V124H185V123L189 122V120L194 119L193 113L196 112V110L193 107H189V106H194L197 110H198V108H200L202 110L213 109L212 111H227V109H229L231 107V106H229V102L232 99L233 90L236 87H238L246 79L248 73L252 70V64L249 65L250 62L244 63V69H243V72L241 73V75L239 76V79L236 77V75H234L231 78H228L224 73L229 74L230 72H233L234 70L238 71V69L240 67L238 63H240L242 61L240 58H238ZM139 63H140V61H139ZM226 63H228V65H226ZM164 65L166 67H164ZM230 66H231V68H230ZM174 68H177L178 70L174 69ZM139 71H143V70L139 69ZM179 71H180V73H178ZM176 72L178 73V75ZM130 73H133V71H131ZM124 74L125 73H122V74L118 75V77L120 78ZM219 75L225 76V79L228 78L227 81L224 83L221 80L219 82H217L216 78H218ZM165 76L169 77L167 80V81H169V84H166L168 82H165V84L162 83V81H165V79H166ZM199 76H202V75H199ZM125 77H127V76H125ZM161 77H162V81H161ZM191 84H192V86H191ZM73 88H75V89H86V88H80L77 86H74ZM190 88H195V89L197 88V92L200 94L199 97L196 98V95H197L196 92H195V94L191 93V92L189 93ZM72 92H73V94H75L76 98H73L72 95H70V97L73 99H77V102L84 105V107H89L88 111L86 110V113L89 114L94 119V121L97 123V125L99 127L103 126L102 122H99L97 117H96V116L101 115L100 109L98 107L90 108L92 106H95L98 102L93 101V98L91 97V95L85 91L74 90ZM133 97L135 98L136 96H133ZM168 97H170V99L171 98H177V99L183 100L186 103V106L188 107L187 109H181L179 111L176 110L178 112V114L180 115V117H178L179 115L173 116L172 111H169V109H166V108H162V107H164V104H162V106H157L153 102V101H158V102L164 103L165 100L169 99ZM207 104H209V107L207 109H204V106ZM160 115L162 116V114H160ZM103 117L106 119L114 120L117 124L123 125L125 123V116L117 110L105 113V114H103ZM222 144L224 146V150H222L223 152H221V156L229 164V166L226 169L228 171V172L226 171V174L232 175L233 177H236V178H238V175H239L243 179L244 177L239 173V169L237 168V165L233 164L232 163L233 161L230 160L231 155L227 151V146H226L225 142H222ZM245 185H246V183H245ZM163 193H164V190H161L160 192H158V194H163ZM242 223H243V225H242ZM242 223H241V225L244 226V224H245L244 221H242ZM241 228H243V227H241ZM243 230L244 229H242V235L244 238L240 244L234 245V247L230 245V246L224 247V248L217 246V245H214V246L211 245L208 249L204 250V253H203L204 255L202 254V256H196V257H199V259H206L208 257L211 258L213 256L218 255V257L220 258L219 260H221L222 258H224V260H228V258H230L229 260H231L238 255L244 256L245 254H249L250 252L255 251L257 254L256 255L257 260L261 259V255L258 251L254 250V249L248 250L246 247H244L243 243L245 240V232ZM166 231H168V229H166ZM212 249L217 250L216 251L217 255L216 254L213 255V253L211 251ZM81 250L87 251L86 256H85V254L83 255L81 252L70 251V253H69L70 256L65 254L64 258H63V256H59L58 253H55L57 256L49 255L48 258L50 260L60 259L61 264H94L93 259H94V255L96 254L95 249H93L89 245H85L84 247H82ZM154 254L156 256H158V255L162 256V258L164 260L170 262L168 264H178L179 260L177 261L174 258L171 261L170 260L171 254L168 252H164L162 249L160 251H158V253L154 252ZM176 258L178 259V256ZM236 258H238V257H236ZM236 258H235L234 262H236ZM253 263H254L253 261L249 262V264H253ZM231 264H233V263H231Z\"/></svg>", "mask_w": 264, "mask_h": 264}, {"label": "water", "instance_id": "obj_5", "mask_svg": "<svg viewBox=\"0 0 264 264\" xmlns=\"http://www.w3.org/2000/svg\"><path fill=\"white\" fill-rule=\"evenodd\" d=\"M185 5L189 6L186 2ZM189 25L190 20L184 19L179 27L187 48L204 57L199 62L202 73L214 70L208 49V29H191ZM104 103L114 102L104 99ZM231 103L229 111L206 112L200 120L208 132L226 141L239 170L249 181L242 196L247 233L243 245L248 250L256 248L262 252L261 259L255 264H264V54L255 59L246 79L232 92ZM34 248L44 263L50 264V259L38 247Z\"/></svg>", "mask_w": 264, "mask_h": 264}, {"label": "snow or ice", "instance_id": "obj_6", "mask_svg": "<svg viewBox=\"0 0 264 264\" xmlns=\"http://www.w3.org/2000/svg\"><path fill=\"white\" fill-rule=\"evenodd\" d=\"M114 9L117 12H123L125 10L124 6L120 3V0H114Z\"/></svg>", "mask_w": 264, "mask_h": 264}]
</instances>
